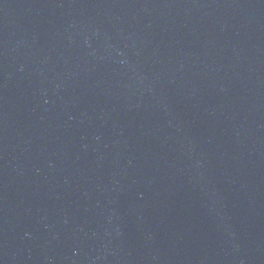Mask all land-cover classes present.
<instances>
[{
	"label": "water",
	"instance_id": "obj_1",
	"mask_svg": "<svg viewBox=\"0 0 264 264\" xmlns=\"http://www.w3.org/2000/svg\"><path fill=\"white\" fill-rule=\"evenodd\" d=\"M0 264H264V0H0Z\"/></svg>",
	"mask_w": 264,
	"mask_h": 264
}]
</instances>
